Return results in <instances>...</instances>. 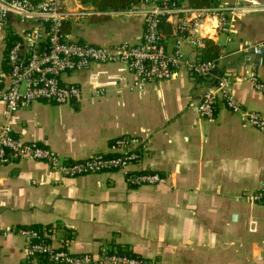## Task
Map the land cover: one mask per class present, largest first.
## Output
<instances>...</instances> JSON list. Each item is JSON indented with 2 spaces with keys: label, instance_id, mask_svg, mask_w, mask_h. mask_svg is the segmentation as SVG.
I'll return each instance as SVG.
<instances>
[{
  "label": "crops",
  "instance_id": "obj_1",
  "mask_svg": "<svg viewBox=\"0 0 264 264\" xmlns=\"http://www.w3.org/2000/svg\"><path fill=\"white\" fill-rule=\"evenodd\" d=\"M233 1L258 8L231 16L233 33L206 38L201 49L180 46L189 61L216 57L210 76L196 78L182 68L137 89L123 64L93 63L61 75L79 87L77 101H33L11 112L14 137L70 160L110 154L120 135L139 137V158L129 170L158 173L164 182L130 187L122 171L64 177L37 160L1 165L0 264H47L24 255L21 227L74 254L97 255L106 245L155 264H264V205L235 199L264 187V133L220 102L212 119L195 110L203 91L223 76L244 108L264 114V94L244 78L250 72L264 81V54L246 48L264 40V0L215 5ZM78 5L95 9L91 0H72L69 8ZM97 11L103 14L65 21L67 38L102 47L139 40L140 15ZM26 26L9 15L0 31L1 87L9 82L8 42ZM161 29L168 34L166 24ZM3 112L0 104V124Z\"/></svg>",
  "mask_w": 264,
  "mask_h": 264
},
{
  "label": "built area",
  "instance_id": "obj_2",
  "mask_svg": "<svg viewBox=\"0 0 264 264\" xmlns=\"http://www.w3.org/2000/svg\"><path fill=\"white\" fill-rule=\"evenodd\" d=\"M72 0H0V31L9 15L27 23L7 47L5 58L9 67V82L0 86V104L4 119L0 124V166L14 160H37L64 177L90 173L122 171L130 187L157 185L164 182L158 173L129 170L139 158L142 146L139 137L120 135L111 140L112 153H94L79 160L58 156L49 148L32 141H21L12 134L8 119L12 111L33 101L69 104L80 98L79 87L64 83L61 75L78 71L88 65L120 63L133 76L132 86L141 89L146 83L173 77L179 69L193 77L206 78L215 67L214 60L189 61L181 52V44L201 49L206 38L233 33L231 16L242 17L258 7L241 5L237 1L206 7H191L176 0H136L127 8L109 13L137 14L142 17V32L137 42L120 41L107 47L69 40L62 24L69 18L101 15L91 8L72 9ZM264 8V7H263ZM169 28L165 34L161 26ZM172 45L167 48V40ZM228 39V38H227ZM254 54H264V40L246 46ZM252 88L264 94V81L248 72ZM235 113L239 121L264 133V114L244 108L236 99L228 78L220 76L206 88L196 104L198 117L212 119L217 103ZM235 199L248 204L264 205V187L243 191ZM23 238L26 257L40 256L48 264H155L125 252L101 245L97 255L74 254L55 247L34 228L16 229Z\"/></svg>",
  "mask_w": 264,
  "mask_h": 264
},
{
  "label": "trees",
  "instance_id": "obj_3",
  "mask_svg": "<svg viewBox=\"0 0 264 264\" xmlns=\"http://www.w3.org/2000/svg\"><path fill=\"white\" fill-rule=\"evenodd\" d=\"M136 0H91L93 6L97 10H123L127 8L131 3H134ZM178 3L185 1V5L191 7H206L215 5V0H176ZM184 4V3H182ZM64 24H62V30H64ZM15 37L10 38L8 46ZM207 58H202L199 60H206ZM208 60H216V57L208 58ZM48 264V263H47Z\"/></svg>",
  "mask_w": 264,
  "mask_h": 264
},
{
  "label": "water",
  "instance_id": "obj_4",
  "mask_svg": "<svg viewBox=\"0 0 264 264\" xmlns=\"http://www.w3.org/2000/svg\"><path fill=\"white\" fill-rule=\"evenodd\" d=\"M257 56V55H256ZM254 58H256V57H254ZM258 58H259V56H258ZM214 71V69L212 70V72Z\"/></svg>",
  "mask_w": 264,
  "mask_h": 264
}]
</instances>
